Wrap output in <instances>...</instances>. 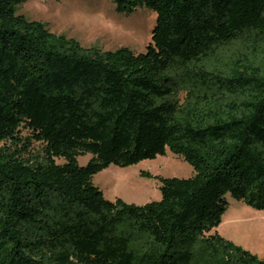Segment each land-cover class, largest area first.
Masks as SVG:
<instances>
[{"label":"trees","instance_id":"obj_1","mask_svg":"<svg viewBox=\"0 0 264 264\" xmlns=\"http://www.w3.org/2000/svg\"><path fill=\"white\" fill-rule=\"evenodd\" d=\"M24 1L0 0V264H264L216 230L228 194L264 210V0H112L157 13L143 52L86 48ZM168 150L195 173L143 172L160 200L93 181Z\"/></svg>","mask_w":264,"mask_h":264},{"label":"rangeland","instance_id":"obj_2","mask_svg":"<svg viewBox=\"0 0 264 264\" xmlns=\"http://www.w3.org/2000/svg\"><path fill=\"white\" fill-rule=\"evenodd\" d=\"M18 13L46 23L57 34L76 38L86 48L129 47L136 52L145 51L152 42L157 19V13L145 7L131 15L120 14L112 0H25L18 6ZM89 158L90 155L80 156L79 161L85 164ZM143 172L165 177H190L195 173L189 162L168 150L166 155L130 166L112 164L94 175L93 181L110 200L120 197L138 205L160 200L159 179L143 176ZM227 199L228 210L216 230L264 258V210H257L230 194Z\"/></svg>","mask_w":264,"mask_h":264},{"label":"crops","instance_id":"obj_3","mask_svg":"<svg viewBox=\"0 0 264 264\" xmlns=\"http://www.w3.org/2000/svg\"><path fill=\"white\" fill-rule=\"evenodd\" d=\"M259 252V251H258ZM260 253V252H259ZM256 254H258V253H256ZM262 254V253H261ZM259 255V254H258Z\"/></svg>","mask_w":264,"mask_h":264}]
</instances>
